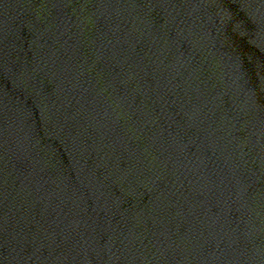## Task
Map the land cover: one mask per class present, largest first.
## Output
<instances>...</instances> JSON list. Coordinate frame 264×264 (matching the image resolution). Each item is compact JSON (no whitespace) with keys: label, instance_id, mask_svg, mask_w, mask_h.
<instances>
[{"label":"water","instance_id":"water-1","mask_svg":"<svg viewBox=\"0 0 264 264\" xmlns=\"http://www.w3.org/2000/svg\"><path fill=\"white\" fill-rule=\"evenodd\" d=\"M0 264H264V0H0Z\"/></svg>","mask_w":264,"mask_h":264}]
</instances>
